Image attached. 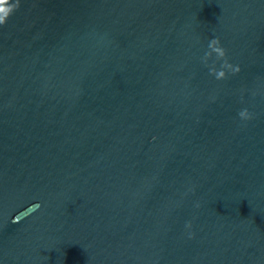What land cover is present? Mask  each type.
<instances>
[{
	"label": "water",
	"instance_id": "1",
	"mask_svg": "<svg viewBox=\"0 0 264 264\" xmlns=\"http://www.w3.org/2000/svg\"><path fill=\"white\" fill-rule=\"evenodd\" d=\"M14 5L0 264H264V0Z\"/></svg>",
	"mask_w": 264,
	"mask_h": 264
},
{
	"label": "clouds",
	"instance_id": "2",
	"mask_svg": "<svg viewBox=\"0 0 264 264\" xmlns=\"http://www.w3.org/2000/svg\"><path fill=\"white\" fill-rule=\"evenodd\" d=\"M15 11L20 7V0H15ZM7 19L4 16H0V25L6 24ZM208 51L205 52L202 60L205 65L208 64V61L215 55L217 61H223L221 64L220 69H216L215 66L209 67V74L213 75L217 80H224L226 79V70L230 71L232 74H236L240 72V67L238 65L233 66L229 63L227 58V50L222 46L221 41L218 37L212 38L208 42ZM238 116L243 121H248L253 118L252 114L249 112L247 108H243L238 112ZM191 227L189 223L187 225Z\"/></svg>",
	"mask_w": 264,
	"mask_h": 264
},
{
	"label": "snow or ice",
	"instance_id": "3",
	"mask_svg": "<svg viewBox=\"0 0 264 264\" xmlns=\"http://www.w3.org/2000/svg\"><path fill=\"white\" fill-rule=\"evenodd\" d=\"M0 11H3V9H0Z\"/></svg>",
	"mask_w": 264,
	"mask_h": 264
}]
</instances>
